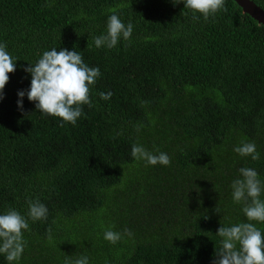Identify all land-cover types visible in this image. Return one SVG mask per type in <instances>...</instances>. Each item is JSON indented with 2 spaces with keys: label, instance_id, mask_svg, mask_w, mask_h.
I'll list each match as a JSON object with an SVG mask.
<instances>
[{
  "label": "trees",
  "instance_id": "1",
  "mask_svg": "<svg viewBox=\"0 0 264 264\" xmlns=\"http://www.w3.org/2000/svg\"><path fill=\"white\" fill-rule=\"evenodd\" d=\"M225 7L205 21L172 0H0V43L17 59L0 100V215L15 209L29 224L13 264H213L217 229L248 222L230 185L252 168L264 200V26L233 0ZM112 14L131 37L97 48ZM52 48L101 73L75 125L27 95L17 105L31 82L23 69ZM243 142L259 160L233 151ZM137 143L170 165L137 161ZM30 200L47 219L27 217ZM126 228L133 235L114 245L103 238Z\"/></svg>",
  "mask_w": 264,
  "mask_h": 264
},
{
  "label": "clouds",
  "instance_id": "2",
  "mask_svg": "<svg viewBox=\"0 0 264 264\" xmlns=\"http://www.w3.org/2000/svg\"><path fill=\"white\" fill-rule=\"evenodd\" d=\"M172 3H183L194 20L202 16L208 21L209 17L227 11L225 0H172ZM132 31L131 22L125 25L118 15L112 14L107 19L106 32L93 36V42L97 48L112 49L121 38L129 40ZM16 61L7 51L6 43H0V100L3 99V89L9 81V74L16 70ZM23 70L30 74L31 82L26 92L18 91V107L22 108V98L27 95V99L35 103L36 111L59 118L60 127L65 123L75 125L83 115V105L92 107L91 87L101 73L98 67H89L84 62L81 52L75 49L57 51L52 48L44 51L34 64H29ZM99 96L108 100L112 93L101 92ZM233 151L242 157L250 156L254 161L260 158L254 142H243L234 147ZM131 156L151 166H168L171 163L166 153L153 154L138 143L132 145ZM238 171L240 178L233 180L230 185L232 198L235 203H243L242 212L248 222L217 229L216 235L221 240L220 247L215 250L217 258L213 264H264V233L253 223H264V200L260 199L262 184L254 169L241 167ZM47 214L48 209L39 200L28 201L27 217L33 222L47 219ZM28 229V219L17 210L8 209L5 214L0 215V254L5 256L8 264L20 260L27 243L23 232ZM122 235L131 237L133 233L127 228L123 233L109 229L104 232L103 238L114 245L121 240ZM66 264H88V258L82 256L75 261H66Z\"/></svg>",
  "mask_w": 264,
  "mask_h": 264
},
{
  "label": "water",
  "instance_id": "3",
  "mask_svg": "<svg viewBox=\"0 0 264 264\" xmlns=\"http://www.w3.org/2000/svg\"><path fill=\"white\" fill-rule=\"evenodd\" d=\"M233 1L242 10V13L248 15L259 25L264 26V10L258 7L252 0H233Z\"/></svg>",
  "mask_w": 264,
  "mask_h": 264
}]
</instances>
